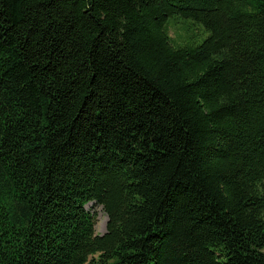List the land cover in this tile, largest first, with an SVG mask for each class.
<instances>
[{
  "label": "trees",
  "instance_id": "trees-1",
  "mask_svg": "<svg viewBox=\"0 0 264 264\" xmlns=\"http://www.w3.org/2000/svg\"><path fill=\"white\" fill-rule=\"evenodd\" d=\"M0 264H264V0H0Z\"/></svg>",
  "mask_w": 264,
  "mask_h": 264
},
{
  "label": "rangeland",
  "instance_id": "rangeland-1",
  "mask_svg": "<svg viewBox=\"0 0 264 264\" xmlns=\"http://www.w3.org/2000/svg\"><path fill=\"white\" fill-rule=\"evenodd\" d=\"M166 30L170 36L172 45L175 48L183 45L196 46L208 36V33L201 26L178 16L170 17L167 20ZM85 209L95 216L96 234H104L107 217L102 210V207L94 203H89L85 206Z\"/></svg>",
  "mask_w": 264,
  "mask_h": 264
}]
</instances>
